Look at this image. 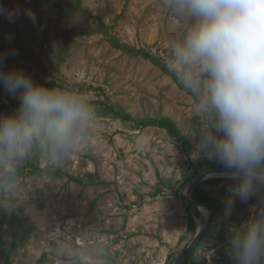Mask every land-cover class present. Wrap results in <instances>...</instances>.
<instances>
[{
	"label": "rangeland",
	"instance_id": "1",
	"mask_svg": "<svg viewBox=\"0 0 264 264\" xmlns=\"http://www.w3.org/2000/svg\"><path fill=\"white\" fill-rule=\"evenodd\" d=\"M97 18L121 41L163 61L168 38L183 30L160 0H0L2 68L22 69L36 82H54L88 100L108 97L134 118L170 117L189 140L190 156L161 128L138 129L97 112L86 143L56 163L33 153L12 190L0 193V264H69L61 252L68 243L82 252L102 244L104 264H165L193 236L177 194L195 174L194 163L209 160L191 155L193 99L148 60L112 48ZM16 43L31 54H21ZM0 106V116L15 110ZM26 163L63 174H34ZM230 184L207 189L225 198ZM261 207L264 189L247 202L236 199L230 216L220 207L188 264H233L229 227Z\"/></svg>",
	"mask_w": 264,
	"mask_h": 264
},
{
	"label": "clouds",
	"instance_id": "2",
	"mask_svg": "<svg viewBox=\"0 0 264 264\" xmlns=\"http://www.w3.org/2000/svg\"><path fill=\"white\" fill-rule=\"evenodd\" d=\"M183 24L169 37L168 72L193 99V158L219 161L231 181L223 200L230 216L236 199L264 189V0H160ZM0 81L18 106L0 116V193L12 190L20 165L33 153L56 163L86 143L97 122L94 105L70 89L34 81L22 69H3ZM233 264H264V207L229 227ZM69 264H104L102 244L82 252L72 243Z\"/></svg>",
	"mask_w": 264,
	"mask_h": 264
},
{
	"label": "trees",
	"instance_id": "3",
	"mask_svg": "<svg viewBox=\"0 0 264 264\" xmlns=\"http://www.w3.org/2000/svg\"><path fill=\"white\" fill-rule=\"evenodd\" d=\"M98 27L102 32L103 36L106 38L109 45L117 50L122 51L125 54L130 56H139L143 59L148 60L153 65L158 67L163 73L167 74L175 83V78L168 72L166 68V62L163 61L162 58L157 57L151 52L145 50L144 48H137L135 45L130 43L121 41L115 34L111 32L112 27L105 25L99 18H97ZM18 49L21 54L23 55H30L31 52L25 48H23L20 44L16 43ZM47 84L55 86L54 82H46ZM178 84V83H177ZM178 86H180L178 84ZM182 88V86H180ZM0 101L2 105L5 107H12L16 109L18 106V99H15L9 95V93L3 88L0 84ZM95 107L96 112L99 111H106L109 112L114 118L123 120L131 125H134L138 129H143L146 127H157L163 129L166 134L176 142L182 151L185 153L187 157L190 156L191 144L187 137L181 132L180 128L178 127L177 123L171 119L170 117L162 116V117H144V118H134L128 112H126L123 108L114 104L108 97H104L103 99L97 100H89ZM1 108V106H0ZM27 167H30V171L34 174H47V175H62L63 172L59 170H48L46 168H41L39 166L26 163ZM211 166H223L217 160H204V161H197L194 163V170L193 173H197L198 171ZM68 180L80 183L81 185L87 186L88 184L83 183L79 177L74 176L69 173H64ZM230 181L227 178H212L203 181L200 183L192 193V196L198 202L205 204L213 209L212 215L210 217L209 225L212 223L214 216L218 212L219 208L222 207L223 200L221 196V191L218 189H210L208 190L207 187H216L223 182ZM91 183V182H88ZM152 195H155L154 193ZM186 219H187V229L188 231L194 234L195 226L193 222V218L189 211V208L186 205ZM208 231V230H207ZM203 239V238H202ZM202 240L200 241L201 244ZM199 244V245H200ZM194 256V255H193ZM193 256L190 258L189 262H194ZM173 255L167 256L165 264H168L173 260ZM188 262V263H189ZM187 263V264H188Z\"/></svg>",
	"mask_w": 264,
	"mask_h": 264
},
{
	"label": "water",
	"instance_id": "4",
	"mask_svg": "<svg viewBox=\"0 0 264 264\" xmlns=\"http://www.w3.org/2000/svg\"><path fill=\"white\" fill-rule=\"evenodd\" d=\"M224 172L225 169L223 166L206 167L187 179L179 188L177 194L189 208L195 230L192 238L168 264H187L190 258L194 255L200 241L208 230L213 209L195 200L192 193L195 188L205 180L212 178H226Z\"/></svg>",
	"mask_w": 264,
	"mask_h": 264
},
{
	"label": "built area",
	"instance_id": "5",
	"mask_svg": "<svg viewBox=\"0 0 264 264\" xmlns=\"http://www.w3.org/2000/svg\"><path fill=\"white\" fill-rule=\"evenodd\" d=\"M132 206H133V207H136V204H133Z\"/></svg>",
	"mask_w": 264,
	"mask_h": 264
}]
</instances>
